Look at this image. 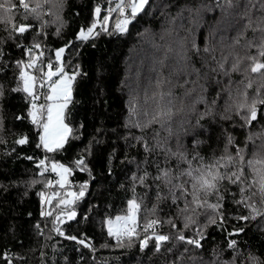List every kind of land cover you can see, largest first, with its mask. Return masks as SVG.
I'll use <instances>...</instances> for the list:
<instances>
[{"label": "trees", "instance_id": "obj_1", "mask_svg": "<svg viewBox=\"0 0 264 264\" xmlns=\"http://www.w3.org/2000/svg\"><path fill=\"white\" fill-rule=\"evenodd\" d=\"M25 2L30 8L40 7L31 13L20 0H0L5 9L12 8L0 9V264H7L5 253L11 264H264V215L253 212L255 208L264 213L258 185L253 186L255 196L245 193L252 197V207L236 203L240 188L258 179L246 163L245 184L220 183L223 200L216 212L211 208L193 212L191 206L181 212L184 200L173 203L168 188L157 190L153 182L157 164L176 176L189 167L188 160L193 161L192 168L200 166L201 161L193 157L212 163L227 147L232 155L236 148L243 149L248 160L264 148V119L246 125L237 115L238 105L264 99V72L250 71L252 58L264 63V57L259 56L258 46L248 45L257 34L246 27L244 15L247 8L253 21L259 19L264 13L261 0L231 4L228 0H150L147 12L138 14L123 34L113 24L118 12L111 13L108 26L103 19L119 0ZM96 7L101 8L99 16ZM94 22L98 35L78 39L81 28ZM22 24L32 27L21 35L14 27ZM35 44L40 48H33ZM28 48H33L34 58L39 57L37 68L25 67ZM60 48L65 50L57 61ZM17 61L24 63L18 68ZM49 62L54 69L62 65L75 74L65 118L72 131L64 148L55 152L37 147L42 126L34 125L28 116L30 98L14 91L23 87L20 68L41 77ZM233 64H238V71H232ZM169 93L165 100L171 101V115L148 124L162 108L167 110L160 96ZM35 95V103L43 104L45 97L38 99L37 86ZM257 107L264 109L261 104ZM25 136L28 143H16ZM228 137L233 145H228ZM145 144L154 151H146ZM78 159L84 160L85 170L77 167ZM41 160L44 166H39ZM51 162L71 169L66 187L56 183ZM145 171L149 174L145 183L133 179ZM184 180L191 191V177L182 176L175 183ZM82 187L85 194L74 204L60 203L67 200V188L78 195ZM49 199L51 203L46 202ZM132 199L140 205L134 225L130 224L135 234L118 241L108 234L107 222L130 214ZM206 199L208 204L218 203L216 195ZM71 211L76 216L68 220ZM48 212L52 215H42ZM241 216L255 218L237 219ZM186 217L195 223L185 227ZM210 218L217 223H210ZM151 221L158 223L148 228ZM239 228L244 231L237 234ZM156 235L169 237L159 250ZM70 236L78 239L66 238ZM146 237L147 247L142 248ZM79 239L91 246H82ZM188 239L199 240L201 246L188 244ZM232 240L235 248L229 247Z\"/></svg>", "mask_w": 264, "mask_h": 264}, {"label": "snow or ice", "instance_id": "obj_2", "mask_svg": "<svg viewBox=\"0 0 264 264\" xmlns=\"http://www.w3.org/2000/svg\"><path fill=\"white\" fill-rule=\"evenodd\" d=\"M229 4L233 3V0H228ZM5 3H10V0H5ZM20 5L23 9L26 10V12L36 13L37 8L40 7L38 4L36 8H30L29 4L25 2V0H20ZM150 6V0H119L118 3H116L115 8H109L108 9V15L104 16V22L107 23L109 19L111 18L112 12H118L123 19L119 20L116 25L115 29L119 33L123 34L128 31V25L132 22V20H135L138 14L140 13H146L147 8ZM14 7V6H13ZM248 7H255L254 4H250ZM260 8L264 9V0H261ZM0 9H3L5 11H11L12 8L5 9L4 3H0ZM130 9V11H128ZM101 12L100 7L95 8V13L97 16H99ZM244 15L248 17V24L246 25L247 28L251 29V31L255 34H257L256 39H253L248 42L249 47H257L258 46V54L260 57H264V13H262V16L257 19L256 21H253L251 17L248 16L247 8L245 10ZM131 17V19H129ZM27 18V17H25ZM39 19V17H36ZM31 25L22 24L19 27H14V31H16L19 34H24L31 29ZM103 27V26H101ZM97 28V24L94 22L91 24V26L85 28H81L78 39L81 40H88L91 36L94 34L98 35V33H95V29ZM104 31H107V28H104ZM257 40L259 41V45H257ZM33 48H40L39 44L33 45ZM33 48H28L27 52L29 54V63L25 65L26 68H37V60L39 57H33L32 52ZM64 48H60L56 51V60L60 61L61 54L64 52ZM198 51V50H197ZM205 51H208V49H205ZM41 55L43 53L41 52ZM252 66L250 68V71L252 73H262L264 72V63L258 62L255 57L252 58ZM23 61H17V67L19 68L21 64H23ZM219 68H223V64L218 65ZM48 71L43 72L41 69V77H37L34 75L29 74L24 70V68H20V79L23 82V87H18L14 89V91H22L26 93V95L30 98L31 102V109L28 112V116L31 117V122L34 125L42 126L43 128V134L39 136L40 143L37 144V147H43L48 152H55L59 151L64 148L65 143L68 139L69 134L71 133V129L67 124L64 123L62 115L67 108V105L71 99V82L75 79V75L69 76L63 66L56 67L55 70H53L54 66L51 62L47 64ZM238 64H233L232 71H238ZM212 71H216V69H212ZM225 75H227V72H225ZM54 76H58L59 79L53 80ZM40 80V87L43 88L45 83H47L49 92L46 96V99L48 101H51V103L47 105H37L35 103L37 97L35 95V88L37 86V80ZM248 87H251V84L248 85ZM2 89H0V95H2ZM165 95L169 94H161L160 101L166 103L169 107H167V110L161 109L159 113L155 116H153L152 120L148 122V124L159 122L162 118L168 117L171 115V101L165 100ZM155 99V98H154ZM215 103V101H213ZM257 104L264 105V99L260 100H254L251 104H240L237 106V115L240 116L241 120L246 125H251L253 122H257L259 119H264V109H258ZM47 108V122H43L40 119V116L43 115V109ZM243 109L244 113L241 114L240 110ZM207 115V113H205ZM203 118V116L201 117ZM17 119H25V117H17ZM148 126V125H143ZM140 139V138H138ZM251 140L252 137H249ZM28 138L22 137L21 139L17 140L16 143L23 145L28 143ZM228 145H233L234 141L231 137H228L227 140ZM145 149L148 152L154 151V149L148 145L145 144ZM175 155V153H173ZM257 158L255 159H245L244 150L240 148L235 149V155H232L228 152L227 147L225 148V154L220 156L219 158L215 159L212 163H203L202 157H193V159L200 160V166L198 168H192V160H188V168L185 169L183 172H180L179 175L174 176L169 169H162L157 164V173L155 177H153V182L156 183V188L159 190L162 186H166L168 188V192L171 195V198L173 200V203H175L177 200L183 199L184 200V208L180 209L181 212H187L190 210L195 212L197 209L200 208H211L214 212H216L218 209L222 207V205L219 203V201L223 200V196L220 195V183L222 181H228L232 184H245L246 183V176H245V169L244 164H247L248 168L252 169V172L255 173L256 177L258 179H255L252 181L251 184L247 185V188L241 187L240 193H241V199L236 201L237 204H242L245 207H252V205L249 203L251 200V196H246V192H251L252 196L256 195V192L253 191V186L258 185V191L262 197H264V148H262L261 152H258L255 154ZM183 158V157H182ZM28 159H32L31 157H28ZM77 167L80 168V170H85L83 168L84 160L78 159L76 162ZM239 164L240 167L238 170L233 171L232 169L236 167V165ZM45 161L41 160L39 162V166H44ZM221 169H226V171H221ZM51 171L57 172L58 175L61 177V180L64 181L67 174H70L71 169L68 167H65L63 164H59L56 162H53L51 164ZM147 171H145L144 176L139 177H133L134 180H139L140 183H145L147 177H148ZM187 176L192 178L191 182V191L188 190L187 184L189 181L184 180L180 183H175L176 180H179L180 177ZM158 182V183H157ZM61 187H63V184H61ZM177 190L179 191V195H177ZM83 187L82 190L77 195L76 193H68L69 196H72L74 199L72 200H61L60 203L64 206H69L75 203L76 200L82 198L84 196ZM42 195V193H41ZM209 195H216L218 203L216 204H208L206 197ZM191 196V200L188 199V197ZM204 197L202 199L201 197ZM159 193L157 194V199H160ZM47 203H51V200L49 199L46 201ZM129 212L130 216L125 219V223L123 224H117L113 226L112 221H108V234L110 236H115L117 240L119 241L123 236L131 237L135 234V228L127 223L128 219L132 220V224L134 225L135 219L134 214L135 210L139 209L140 205L137 204L135 199L129 200ZM253 212L256 214L264 215V213H259L255 208H253ZM42 215L45 216H51L52 213H42ZM76 216V213L69 212L67 214V219L72 220ZM249 218H255L254 216H241L237 217L239 220L247 221ZM59 220L60 218L57 217ZM117 221H120L121 218L117 217ZM220 219H223V215L221 213ZM169 223H172V221H168ZM210 223L216 224L217 219L210 218ZM63 223V221H61ZM158 223V221H151L147 225L148 228L152 227L153 224ZM189 223H195L194 220H192L191 217H186V223L185 227L189 226ZM173 226H175L173 224ZM56 231L64 235L63 232H61L60 228H56ZM147 231V228H146ZM243 228H239L236 230V233L243 232ZM233 233H229V235H232ZM198 235H201V233H198ZM67 239L71 240H77L78 238L75 236L66 237ZM179 240L184 241L185 236L180 235ZM148 237H146L141 242V247H147L148 243ZM156 241V248L159 250L160 243L163 241H166L169 239L168 236L165 235H156L154 237ZM188 244L194 245L195 247H200V241L197 239H188L186 241ZM78 243L81 244L84 247H90L91 245L86 242V239H79ZM236 241L232 240L229 243L230 248H235ZM3 258L7 261V264H11V258L8 257V255L5 253L3 254Z\"/></svg>", "mask_w": 264, "mask_h": 264}, {"label": "rangeland", "instance_id": "obj_3", "mask_svg": "<svg viewBox=\"0 0 264 264\" xmlns=\"http://www.w3.org/2000/svg\"><path fill=\"white\" fill-rule=\"evenodd\" d=\"M128 2H130V0H128ZM121 19H123V17H121V16H119V17H117L115 20H114V22H113V24L114 25H116V23L119 21V20H121ZM129 19H131V17H129ZM104 25L105 26H108L109 25V21L107 22V23H104ZM59 66H61V65H59ZM64 68V67H63ZM53 70H55L54 68H53ZM64 70H65V68H64ZM48 71V68H47V65H46V67H45V69H44V71L43 72H47ZM65 72L69 75V76H72V75H75L73 72H71V71H66L65 70ZM29 74H31V73H29ZM32 75V74H31ZM57 79H59V77L58 76H55L54 78H53V80H57ZM73 82H74V80L71 82V97H72V92H73ZM46 86H47V93L45 94V99H44V101H43V104H41V105H47V104H49V103H51V101H48L47 99H46V96H47V94H48V92H49V88H48V85H47V83H46ZM71 100V99H70ZM70 102V101H69ZM68 105H69V103H68ZM68 105H67V108H68ZM67 108H65V110H64V112H63V115H62V118H63V121H64V123L65 124H67V122H66V111H67ZM43 111H44V118H43V122H47V108L45 107L44 109H43ZM68 125V124H67ZM42 134H43V128H42ZM53 162H51V164H52ZM56 163H59V164H63V163H60V162H56ZM65 167H68L66 164H63ZM51 166V165H50ZM69 168V167H68ZM56 173V183L61 187V184H63V187H66L68 184H69V177H70V174H67L66 175V177H65V180L64 181H62L61 180V177L58 175V173L57 172H55ZM71 173V172H70ZM68 193H76L73 189H71V188H67L66 189V199L67 200H72V199H74L72 196H69L68 195ZM77 194V193H76ZM71 212H73V211H71ZM130 216V214H128V215H126V216H124V217H121V220L120 221H117V219L115 218V219H113V220H110V221H112V224H113V226H115V225H117V224H123V223H125V219L124 218H128ZM127 223L130 225L131 223H132V220L131 219H128V221H127ZM107 227H109V225H108V222H107Z\"/></svg>", "mask_w": 264, "mask_h": 264}, {"label": "built area", "instance_id": "obj_4", "mask_svg": "<svg viewBox=\"0 0 264 264\" xmlns=\"http://www.w3.org/2000/svg\"><path fill=\"white\" fill-rule=\"evenodd\" d=\"M39 85H40V81L37 84V94H38V99L42 100L45 97V94L47 93L48 90H47L46 83L43 88H41Z\"/></svg>", "mask_w": 264, "mask_h": 264}]
</instances>
